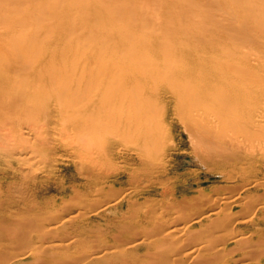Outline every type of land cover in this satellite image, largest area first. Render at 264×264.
<instances>
[{
  "label": "bare ground",
  "instance_id": "1",
  "mask_svg": "<svg viewBox=\"0 0 264 264\" xmlns=\"http://www.w3.org/2000/svg\"><path fill=\"white\" fill-rule=\"evenodd\" d=\"M158 8H170L174 17L173 33L161 41L111 32L119 23L115 16L128 11L161 13ZM2 11L0 23L16 17L24 26L22 32L29 27L40 29L19 38L20 30L14 27L0 31V114L9 121L32 122L38 138L57 128L62 135L78 140L81 150L111 158L112 145L103 149L95 141L115 134L126 144L136 143L138 149L132 151L142 160L144 147L156 149V154L166 151L163 145L169 134L165 120L177 116L198 143L213 139L247 159L264 149V0H0ZM120 17L125 21L117 27L123 31L142 27L133 24L129 15ZM88 27L101 33L85 30ZM62 32L67 35L61 36ZM18 103L26 107L28 115L16 111ZM8 127L0 123L2 136L10 135L4 134L6 129L18 133L15 126ZM147 168L150 171L149 165ZM243 181L247 184L238 188L242 190L239 198L248 196L251 189L260 188L263 194L257 198L251 194L244 203L239 195L235 200L222 195L204 200L183 194L177 201L173 196L161 208L136 202L141 209L121 214L122 199L129 201L137 193L130 189L119 201L97 204L96 199L84 200L81 206H87V214L68 220L74 224L72 233L60 236V226L51 225L52 215L58 216L64 208L49 210V215L36 205L14 218L16 226L3 229L4 217L0 216V231L11 237L19 233L21 225L38 232L35 236L28 231V235L21 234L42 248L18 254L10 264H60L64 255L54 253L64 244L60 237L68 241L65 246L78 241L86 231L79 224H87L91 214L107 220L110 231L119 227L130 233L146 227L158 231L149 239H131L110 247L95 235L99 249L85 252L79 264H224L229 246L263 264L262 230L254 228L247 234L236 227L264 225V177L246 176ZM98 186L91 192L101 197L103 185ZM165 186L161 194L178 193ZM62 201L69 205L70 200ZM233 202L241 209L240 219L230 209H220L223 203ZM191 235H197L198 242Z\"/></svg>",
  "mask_w": 264,
  "mask_h": 264
},
{
  "label": "rangeland",
  "instance_id": "2",
  "mask_svg": "<svg viewBox=\"0 0 264 264\" xmlns=\"http://www.w3.org/2000/svg\"><path fill=\"white\" fill-rule=\"evenodd\" d=\"M158 11L161 13L150 11V14H145L141 11H128L126 14L120 15H129L130 20H135L133 24H140L142 27L139 31H134L133 27H128V31L121 30L117 26L124 22L125 19H121L120 16H115L114 18H117L115 20L119 21V23L112 26L111 32L120 36L129 34L132 36L140 35L146 38L152 36L154 40L158 41L157 38H160L161 41L164 36H170V34L173 33L174 17L173 11H170V8L166 10L158 8ZM0 13L3 15L4 11ZM62 14L65 13L60 11V15ZM15 18L16 17L13 18V21L9 19L6 21V19H4L3 23H0V31L5 33L10 30V28L14 27L15 30H20L17 33V38H19L20 36L34 34L37 32L35 30H40L39 27H29L27 31L22 32L24 26L20 19L16 20ZM162 19L165 24L161 25ZM20 25H22V27H20ZM91 29L93 28L88 27L85 30L93 31L91 33H101L98 28H94V30ZM60 35L65 36L67 33L62 32ZM25 108L26 107H23L20 103L16 105V111L18 113H25ZM1 114L0 123H6L9 129L15 126L16 130H18L16 135L7 129V131H4V134L9 132L10 135L4 137L0 134V216L2 218L4 217L3 223H5V225L4 227L2 226L3 229L12 225L16 226L14 218L20 213H28L31 209L30 207L33 205H36L39 210L42 209L43 212L47 210L49 215L50 211L53 209L64 208L66 211L62 210L63 212L58 213V216L57 214L56 216L52 215L50 220L52 226H60L62 229L60 232L61 236L68 234L67 232H73V227L71 225L74 226V224H70V221H68L71 220V217L77 216L78 214L81 215V213L87 214L85 212L87 206L84 204V200L90 198L92 201L96 199L95 203L97 204L100 202L103 204L110 203L111 201L121 200L124 196V192L135 189L137 193H133L129 201L128 199H122L123 211L121 210L120 212L124 214L136 212L135 207L137 208L139 204L145 205L146 207H154L155 205L156 208H161L168 202L181 199L180 197L183 194L190 197L194 195V197L198 196L203 199L210 197L209 200L220 199L219 196L222 195L223 197L229 196L230 200H235V197L239 195L237 196V198H239V193L242 192V190L240 191L238 188L241 189L244 184H247L243 181L244 177H264V166L262 165L264 163V149H262L261 152L256 151L254 154L248 156L250 159H247L245 154L239 153L236 149L224 147V145H220V143H217L216 140L213 141V139L207 141L203 138V140L201 139L203 142L200 140L198 143V141L192 137L190 131H188V127L177 116H170L165 120L166 127H168L166 133L169 134L166 144L163 145L166 151L156 154V149L148 147L144 149L145 147L143 146L141 160L138 158V155L135 154V151H132L134 148L138 149V145L134 142L126 144L125 141L121 140V137L115 134L101 137L98 139L99 141H95V143L102 146L103 149H106L109 144L112 145L110 150L113 151L114 157L110 158L106 155L102 156L98 153L90 154L81 150L78 140L71 138V136L62 135L57 128H52L49 134H45L38 138L39 135L37 136L33 130L35 126L31 124L32 122L24 119H19L17 122L9 121L6 116ZM25 115L28 114L25 113L24 116ZM21 140H23V142H21ZM41 140H43V142ZM154 150L156 151L154 152ZM129 154H131L133 158L129 159V156H127ZM251 159L254 160L255 163L249 161ZM148 165L151 167L150 171L147 168ZM163 169L167 170L168 173H161ZM88 173H90V175ZM99 184L103 185V193H101L102 198L100 196H95L93 192L94 188H100L98 186ZM95 185L98 187L96 186V188ZM169 185L178 190L176 195L171 194V196H169L170 194H161L164 186L169 187ZM111 186L112 189H110ZM91 188H93L92 192ZM248 194V196L242 195L243 197L241 196V198H239L241 203L248 201V199L251 198V194L253 197L256 196L255 198L259 197V195L263 194V190L260 188L251 189ZM90 195H92V197ZM172 197L173 200L171 201ZM64 198L68 199V202L69 200L70 202L71 200L74 202L72 201V203L69 202V205H64L62 201ZM148 201L150 203H148ZM155 201L156 203L154 204ZM82 202H84L83 204L86 208L81 206ZM136 202L138 205H134V203L137 204ZM210 202L211 201H209V206L212 205L211 208H214L213 201ZM141 205L137 210L141 209ZM145 206H142V209H144ZM220 209L225 211L230 209L229 212H233L236 216L238 215L239 219L243 216L240 207L236 206L234 202L232 204L227 203V205L223 203ZM89 216L87 224H79L81 228L83 226V231L84 229L86 231L78 238V241H75L69 246H65V244H68V241L60 237V244L64 243V246L62 245L61 248L54 251L56 254L64 255L61 256L63 260L60 261V264H79L85 252H88L90 249H97L98 245H100L95 235H99L100 238L104 239L103 245H105V247H110L113 245L126 244L131 239H149L158 231L153 230L152 227H150L151 230L149 231H147L149 227H146L147 229L145 228V230H137L132 233L126 232L122 227H119L117 231H110L112 228L103 217L92 214ZM244 227L245 225L242 227L237 226L236 228L239 233L246 232L247 234L254 232V228H259L260 231L262 230V237L264 238V225L259 227L258 224H256ZM18 229L19 233L11 237H8L6 232L0 231L1 235L2 233L4 234V236L0 235L1 264H3V262H8V264H10V260L12 262V259L16 257V255L21 253L28 254L31 250H34L33 248H38L39 250L42 248L38 247V243H36V246L34 245L35 243L31 244L25 237L24 240L21 234L22 232L24 235H28L29 232V234L35 236L38 235L37 230H31V232L30 230L24 229L21 225L18 226ZM192 236L193 235H191V237ZM193 240L198 242L197 235ZM170 244L171 241H169V245ZM143 251L144 249H141V252ZM225 254L226 255L223 257L224 264H228L231 259H234L233 264H257L251 254L242 256L239 254L237 248L233 246H229ZM68 255H71V257H67ZM54 257L56 263L59 262L58 255ZM31 260L32 259H29L28 261L31 262Z\"/></svg>",
  "mask_w": 264,
  "mask_h": 264
}]
</instances>
